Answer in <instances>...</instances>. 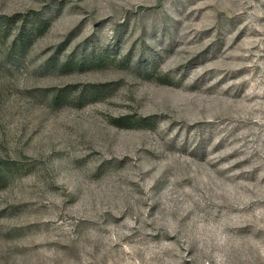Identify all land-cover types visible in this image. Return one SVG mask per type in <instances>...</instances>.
<instances>
[{
    "label": "rangeland",
    "instance_id": "374dc122",
    "mask_svg": "<svg viewBox=\"0 0 264 264\" xmlns=\"http://www.w3.org/2000/svg\"><path fill=\"white\" fill-rule=\"evenodd\" d=\"M0 264H264V0H0Z\"/></svg>",
    "mask_w": 264,
    "mask_h": 264
},
{
    "label": "trees",
    "instance_id": "16d2710c",
    "mask_svg": "<svg viewBox=\"0 0 264 264\" xmlns=\"http://www.w3.org/2000/svg\"><path fill=\"white\" fill-rule=\"evenodd\" d=\"M49 22L42 19L34 18L33 21L28 25L27 31L32 37L40 36L48 27ZM16 38L13 39V42ZM57 94H53L52 99L56 100Z\"/></svg>",
    "mask_w": 264,
    "mask_h": 264
}]
</instances>
